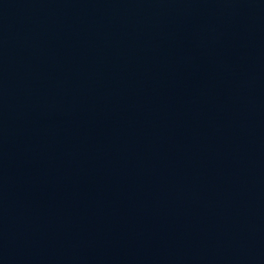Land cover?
I'll return each mask as SVG.
<instances>
[{"label": "water", "instance_id": "1", "mask_svg": "<svg viewBox=\"0 0 264 264\" xmlns=\"http://www.w3.org/2000/svg\"><path fill=\"white\" fill-rule=\"evenodd\" d=\"M0 264H264V0H0Z\"/></svg>", "mask_w": 264, "mask_h": 264}]
</instances>
